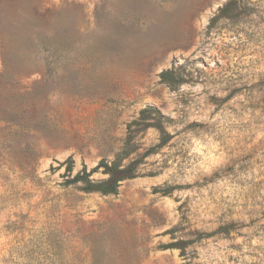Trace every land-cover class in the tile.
<instances>
[{
	"label": "rangeland",
	"instance_id": "374dc122",
	"mask_svg": "<svg viewBox=\"0 0 264 264\" xmlns=\"http://www.w3.org/2000/svg\"><path fill=\"white\" fill-rule=\"evenodd\" d=\"M147 106L136 178L63 185ZM0 264H264V0H0Z\"/></svg>",
	"mask_w": 264,
	"mask_h": 264
},
{
	"label": "trees",
	"instance_id": "16d2710c",
	"mask_svg": "<svg viewBox=\"0 0 264 264\" xmlns=\"http://www.w3.org/2000/svg\"><path fill=\"white\" fill-rule=\"evenodd\" d=\"M159 82L164 84L171 90L183 83L181 76L173 69L162 71L159 74ZM171 119L165 117L157 108L147 106L139 111L137 119L130 122L126 126V137L120 151L115 154L113 160L107 162L100 160L99 163L87 170L85 166L80 171L73 174V161L67 160L65 169L66 176L63 185L65 187H73L83 193H97L102 196H114L118 193V189L122 183L127 180L134 179L138 176V167L140 161L135 157L136 146L134 143V135L147 129H154L158 133V144L155 148H151L149 153H155L157 148L163 147L170 141V134L166 130V125ZM95 173L102 174L105 178L101 180H93L91 176ZM170 189H155L157 193L163 195L169 194ZM217 232L227 233V227H220ZM167 248H176L173 246Z\"/></svg>",
	"mask_w": 264,
	"mask_h": 264
}]
</instances>
